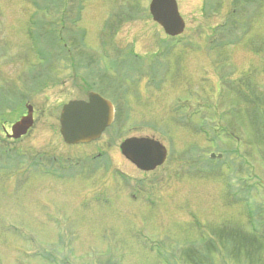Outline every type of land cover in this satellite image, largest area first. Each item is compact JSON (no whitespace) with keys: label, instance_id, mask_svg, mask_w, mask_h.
<instances>
[{"label":"rangeland","instance_id":"obj_1","mask_svg":"<svg viewBox=\"0 0 264 264\" xmlns=\"http://www.w3.org/2000/svg\"><path fill=\"white\" fill-rule=\"evenodd\" d=\"M70 1L71 11L63 15L58 4L52 8L57 0H0L1 84L20 81L24 66L43 65L32 52V31L58 28L62 15H77L70 26L83 28L82 48L88 51L133 47L144 64L157 58V50L169 52L161 54L163 67L157 65V89L146 94L156 98L144 103L143 114L135 106L129 118L119 114L111 126L117 132L87 143L52 140L58 123L51 101H36L37 117L17 140H3L0 131V264H264V3L176 0L185 25L182 42L172 48L148 16L149 0ZM74 2H80L76 15ZM225 20L231 29L222 36ZM107 22L113 27L102 31ZM230 32H237L236 39ZM216 38L235 40L219 46ZM40 39L57 49L52 38ZM122 58L129 65L137 57L125 52ZM186 85L198 108L189 119L174 110ZM70 87L57 85L51 95L71 98ZM0 106L4 125L23 109ZM40 108L48 112L43 120ZM130 124L139 126L129 133L153 132L168 148L157 171L147 172L155 180L145 186L124 182L116 172L143 173L118 151ZM221 127L232 128L237 140L218 132ZM4 148L16 156L5 159ZM207 149L221 152L226 163L208 160ZM51 153L61 158L50 163Z\"/></svg>","mask_w":264,"mask_h":264},{"label":"flooded vegetation","instance_id":"obj_2","mask_svg":"<svg viewBox=\"0 0 264 264\" xmlns=\"http://www.w3.org/2000/svg\"><path fill=\"white\" fill-rule=\"evenodd\" d=\"M106 27H108V29L112 28L113 23L112 25L107 23ZM62 28L64 30L62 35L63 39H66V35L68 36L71 32L75 34V30L72 29V27L63 25ZM101 50L102 49L88 51L76 48H51L43 50L41 54L43 57L49 58V64L42 65L39 68L28 65L27 70L21 75L22 78L20 77V81L16 83L11 82L8 84V86L5 84L3 86L0 85V103L2 100L4 103L10 105L9 108L5 109L7 112L15 111L16 106L19 104L22 107L25 106V103L30 104L32 110L31 115L34 121L37 117L35 105L36 101L54 102L56 103V106L53 109L54 112H50L53 114L56 122L58 123L59 110L64 102L71 98L87 100L88 93L90 91H94L111 102L113 107V118L114 116H119V114L125 119L129 118L131 113H134V106L139 114H143L144 112H140V110L145 108L144 103L147 100L151 101L156 98L154 96L151 99L150 97L146 96V94L151 93L148 91L151 88L157 89V65L160 63L158 59V53L160 50H157V62L154 60L153 64H142L143 61L137 57L134 58V63L129 65L119 64V59L122 58L125 52L129 53L130 55L137 56L140 55V51H137L132 47L130 49L124 48L123 50H102L106 53L103 54ZM118 52L120 54H118ZM86 56L87 58H85ZM58 73H62L61 76H58ZM115 78H120V82L122 83L114 86ZM65 83L73 84V87L70 88L73 89L74 95L71 98H66L65 100H58L57 97L54 98L53 95L58 93V91H55V86ZM154 92V95H157V90ZM185 100L186 101L180 105V107H183L180 109L181 114H183V118L194 114L193 102L189 101V98H186ZM180 107L174 108L175 112H178ZM47 113L43 108H40L39 119L43 120L44 117H46L45 114ZM24 114L25 109L23 108L15 116V118L11 119L7 125H4L2 122H0V131L3 133L2 135H4L3 140L7 142L17 140V138L13 139V137L10 136V127L14 120L18 119ZM51 130H54L52 140L53 138H58V127L56 130V128L53 126ZM131 130L134 129L128 128L125 130V134L122 138L141 137L147 139L143 142L144 147L141 148L143 156L145 159L153 156L155 152L153 149L155 144L149 139L157 140V135H155L153 132H144L142 134L129 133L133 132ZM56 131L58 135L56 134ZM114 131L117 132L114 129H109L106 127L102 132ZM220 131L230 133L232 132L231 129H222ZM131 149H134V155L137 156L140 150V145L137 144L135 146H131ZM49 157V162H53L55 158H58V160L60 158V156L56 153H51ZM122 158L128 164H131L140 172H143L141 175H139V178L133 176L131 173H126L125 171L121 172L123 175L122 178L125 180V182H131L133 180L139 185L140 183H144L143 186H145L147 182L155 180L147 175V172L151 171L152 169L154 170L155 168V171H157V165L152 169H141L137 167L128 157L124 156Z\"/></svg>","mask_w":264,"mask_h":264},{"label":"water","instance_id":"obj_3","mask_svg":"<svg viewBox=\"0 0 264 264\" xmlns=\"http://www.w3.org/2000/svg\"><path fill=\"white\" fill-rule=\"evenodd\" d=\"M149 12L154 20L162 25L168 33H176L181 30L182 21L176 11L174 0H150ZM101 100L91 99L89 103L73 99L63 105L60 113V133L67 142H76L91 139L98 135L100 130L109 121V110ZM31 124L29 110L27 115L22 116L12 125V136L23 133ZM127 140L120 143L122 152L127 153ZM157 157L154 156V163L161 162L165 150L157 143ZM154 147V148H155ZM133 160H137L131 156Z\"/></svg>","mask_w":264,"mask_h":264}]
</instances>
